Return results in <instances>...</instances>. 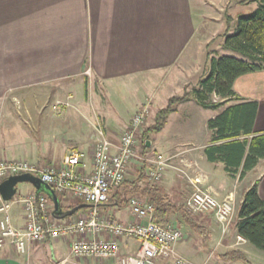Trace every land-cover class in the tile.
<instances>
[{
	"label": "crops",
	"instance_id": "obj_1",
	"mask_svg": "<svg viewBox=\"0 0 264 264\" xmlns=\"http://www.w3.org/2000/svg\"><path fill=\"white\" fill-rule=\"evenodd\" d=\"M242 1L0 0V161L25 159L41 166L60 167L65 156L77 149L87 154L80 172H92L99 127L108 140L117 144L119 134L137 110L148 104L152 116V105L162 85L168 82L184 92L190 74L199 73L197 80L195 76L191 80L193 89L207 75L213 58L235 54L243 59L222 38L235 19L251 13L253 2ZM234 91L244 102H257L253 129L256 134L263 133L264 70L238 77ZM126 93H131L128 104L134 106L129 122L118 117L115 102L124 99ZM213 99L220 100L216 96ZM120 103L126 105L123 100ZM187 103L201 107L194 99L179 105ZM238 103L231 101L222 109L212 110L210 118L204 119L203 133L196 135L204 142L200 144L199 140L191 146L196 145L204 170L203 174L197 171L196 179L218 199L236 194L239 206L244 192L256 182L264 199V159L243 178H232L224 171L225 164L210 162L205 154L211 138L208 121ZM178 113L179 109L172 115ZM184 114L191 121L192 112L184 110ZM181 150L174 146L169 156H177L178 161L182 159ZM136 151L142 152L140 144ZM140 157L128 165L125 179L127 186L138 192L127 191L113 198L112 191L100 208L102 215L125 223L139 222L129 202L123 205L121 200L128 196L148 201L146 189L155 185L165 189L177 204H185V189L174 180L175 173L169 169L162 181L152 183L148 178L151 166L142 164ZM21 184L29 186L16 197L36 193L31 184ZM69 198L61 202L63 207L86 204ZM14 206L13 223L23 228L22 206ZM81 209L61 222L84 215L91 207ZM196 220L205 232L183 226L184 238L176 246L180 256L194 264H244L224 257L238 251L252 264H264L262 251L246 240L239 241L235 224L223 235L212 213L197 215ZM206 236L210 237L208 243L203 239ZM71 241L29 242L25 254L8 245L0 249V264H117L114 260L72 257ZM139 248L135 239L120 240L121 256L136 255ZM154 264L174 263L158 258Z\"/></svg>",
	"mask_w": 264,
	"mask_h": 264
},
{
	"label": "built area",
	"instance_id": "obj_2",
	"mask_svg": "<svg viewBox=\"0 0 264 264\" xmlns=\"http://www.w3.org/2000/svg\"><path fill=\"white\" fill-rule=\"evenodd\" d=\"M149 114V106L138 110L117 144L108 140L99 127V137L93 150V170L90 173L80 172V168L85 167L87 154L77 149L65 156L60 167L41 166L25 159L1 160L0 184L9 176L30 173L41 178L56 192L67 193L91 205V209L69 222H61L52 215L53 204L43 193L15 196L9 201H5L0 194V249L10 245L18 253L25 254L29 242L70 238L71 255L78 259L114 260L117 264H154L156 259L163 258L174 264H194L180 256L176 249L184 238V231L173 223L167 226L156 223L153 220L154 206L150 202L139 197L130 199L131 212L139 222L125 223L104 216L100 211L111 192L125 180L128 165L139 158L136 136ZM169 160L162 155L148 160L151 164L148 178L152 183L162 181L166 169L170 167ZM15 204H20L24 211L23 228L13 223L11 211ZM185 208L191 215L212 213L223 235L229 232L236 211L233 197L218 199L197 179ZM122 239L139 241L140 248L136 255H120ZM238 239L244 241L240 236Z\"/></svg>",
	"mask_w": 264,
	"mask_h": 264
},
{
	"label": "trees",
	"instance_id": "obj_3",
	"mask_svg": "<svg viewBox=\"0 0 264 264\" xmlns=\"http://www.w3.org/2000/svg\"><path fill=\"white\" fill-rule=\"evenodd\" d=\"M242 2H258V7L248 15L237 18V27L233 35L224 34L225 45L243 55L242 58L224 55L213 58L205 77H201L197 86L182 97H172L166 108L157 114L156 125L150 127L145 137L153 132H160L168 117L177 111L176 105L194 99L202 108L218 110L227 106L231 101L239 102L236 105L226 107L215 118L210 119L208 128L211 131L210 144L205 149V154L210 162H222L225 164V172L232 178H243L253 170L261 159H264V132L256 134L253 129L257 112V102H244L234 91V82L242 75L264 70V0H243ZM216 96L220 100L215 101ZM175 105V106H174ZM145 145V149L148 147ZM129 182L123 183L114 190L113 198L130 192ZM126 185V187H125ZM60 203L70 200L67 193L56 192ZM146 198L154 206L153 220L161 226H167L176 218L177 227H189L192 231L200 233L202 226L196 217L185 208V204H177L159 186L146 189ZM130 201L128 196L123 197L121 203L126 205ZM186 203V202H185ZM78 206L71 204L63 207V212ZM237 234L264 252V199L258 191V182L248 188L237 208L235 223ZM205 231H202L204 233ZM206 243L210 237L203 238ZM230 260H239L244 264H252L248 258L238 251H230L224 254Z\"/></svg>",
	"mask_w": 264,
	"mask_h": 264
},
{
	"label": "rangeland",
	"instance_id": "obj_4",
	"mask_svg": "<svg viewBox=\"0 0 264 264\" xmlns=\"http://www.w3.org/2000/svg\"><path fill=\"white\" fill-rule=\"evenodd\" d=\"M258 5H259L258 2H253L252 6H251L252 9L250 12H253L252 10H255L258 7ZM236 23H237V19H235V22H233L231 24V27H230L231 30L227 33L228 36L233 35L235 33L236 25H237ZM222 38H223V41H225L224 35H222ZM225 54H227V53H225ZM233 56L236 57L235 54ZM241 57L242 56L237 55V58H241ZM198 75H199V73L190 74V78H189L190 84L188 85V87L186 88V91H184V92H181L178 89L172 87L171 84L168 82L165 85H162V87H160V89L158 90V98L152 105V112H153L152 116L149 115L146 118L144 124L139 127L138 132H137V136H136V138H137L136 144H140V146L142 148V152L140 154L138 153L141 156V163L142 164H146L148 166L149 165L151 166V164L148 160L154 159L157 155H162L164 158H170V160L168 162L170 167H168L166 169V171L171 169L175 173L174 174V176H175L174 180L175 181L179 180V182L182 183V185L184 186V189H185L183 195H185L186 200L191 195V193L194 191V182L196 179L197 171L200 172V174L204 173L203 172L204 170H202L203 168H202L200 155L198 154V152L196 150V145H194V146H191V145L196 144V142L199 140H200V144L202 143V141L204 142V140H205L204 138L196 137V135H198L199 133L201 135L203 133L204 119L210 118L211 113H212V109H204L202 107L192 106V103L191 104L187 103L184 105L178 104L176 106L174 105L177 108V110L179 109V113L173 114V115L171 114L172 116L170 115L168 117L166 123L164 124L163 129L160 132H153V133H151L152 135L149 137H147V136L145 137V133L147 132V130L150 127H154L156 125V119H157L158 112L168 106L169 101L172 97H182V96H185L186 94H188L190 92V90L193 87L192 81H194V76H195V80H197ZM130 94L131 93H126V94H124V95H126V97H124V99L119 98V100H117V101L115 100V102H117L119 104V105L117 104V106H118L117 109L119 110L118 111V117L120 119L123 118L124 121L127 120V122H129V120L131 118L130 114H132V112L134 110V106H131L128 104V101H129L128 99L130 97ZM166 96H168L167 98H169V100L166 99ZM120 100L125 101L126 105H122L120 103ZM142 102H145V100L143 99ZM146 103H148V102H146ZM146 106H149V105L147 104ZM184 110H186L187 112H190V111L192 112L193 115L191 117V121L187 120L188 116H184L185 115ZM136 113H134V115ZM133 116H132V118H133ZM132 118H131V120H132ZM131 120H130V123H131ZM130 123H129V125H130ZM121 134H122V132L119 134V137ZM148 140L152 142V147L145 149L144 144H146V141H148ZM174 146H179L182 148L181 153L179 154V155H181L182 159H180L178 161L175 160V158L177 156L173 157V158L171 155L169 156V152L173 149ZM184 155H186V157ZM143 159H146V160H143ZM187 160L190 161L191 164L190 163L188 164ZM164 175H165V173H164ZM125 179H126V176H125ZM162 180H163V178H162ZM28 186L29 185H27V184L26 185L25 184H19L17 187V189H18L17 193L21 192V190H24V188L28 187ZM241 186L242 185H240V187ZM236 188H237V186H236ZM238 188H239V186H238ZM238 196H239V194H238ZM233 199L235 202L236 211H235V214L233 216V220L230 224L229 230H231V228L233 227V225L235 224L236 219H237V208H238L239 199L236 196V194L234 195ZM186 200H185V202H186ZM14 207L15 206H13V208ZM81 210H83V209H81ZM77 214H78V212H76L72 216H75ZM200 215H202V214H200ZM193 216L196 217L197 215H193ZM70 217L66 218V220L69 219ZM172 223L176 224V221H172ZM66 251H68V250L66 249ZM74 261H77V260L74 259ZM79 264H84V261H80Z\"/></svg>",
	"mask_w": 264,
	"mask_h": 264
},
{
	"label": "water",
	"instance_id": "obj_5",
	"mask_svg": "<svg viewBox=\"0 0 264 264\" xmlns=\"http://www.w3.org/2000/svg\"><path fill=\"white\" fill-rule=\"evenodd\" d=\"M146 146L150 147L151 141H146ZM21 183H29L35 188L37 194L43 193L47 195L53 204L52 215L58 220L74 215L81 208L91 207L89 204H82L69 210L68 212H63L61 209L60 199L56 191L41 178L30 173L12 175L3 180L0 184V194L2 198L5 201L11 200L17 194V186Z\"/></svg>",
	"mask_w": 264,
	"mask_h": 264
}]
</instances>
